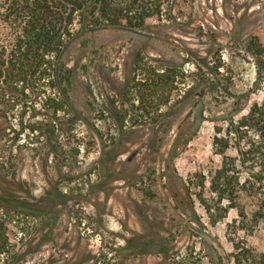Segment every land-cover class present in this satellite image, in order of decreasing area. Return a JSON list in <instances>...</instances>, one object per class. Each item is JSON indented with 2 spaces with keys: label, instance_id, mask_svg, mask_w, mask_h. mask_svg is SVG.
Wrapping results in <instances>:
<instances>
[{
  "label": "rangeland",
  "instance_id": "1",
  "mask_svg": "<svg viewBox=\"0 0 264 264\" xmlns=\"http://www.w3.org/2000/svg\"><path fill=\"white\" fill-rule=\"evenodd\" d=\"M165 2L145 27L77 20L24 95L0 89V215L11 236L0 264H211L212 245L235 251L231 237L264 250V223L247 234L235 209L214 222L200 198L210 203L222 160L215 119L242 96V114L264 101V0ZM1 12L3 45L16 28ZM197 72L216 83L195 89ZM179 136L187 144L175 152Z\"/></svg>",
  "mask_w": 264,
  "mask_h": 264
},
{
  "label": "trees",
  "instance_id": "2",
  "mask_svg": "<svg viewBox=\"0 0 264 264\" xmlns=\"http://www.w3.org/2000/svg\"><path fill=\"white\" fill-rule=\"evenodd\" d=\"M165 1L1 0V18L16 31L9 44L0 45V89L9 88L24 95L28 80L37 72L53 66L50 57L62 55L67 41L74 34L73 25L77 20L82 27L90 29L126 25L145 27L149 20L160 19L167 11ZM259 53V82L264 84V50ZM61 70V79L64 80L65 76L70 83L71 70L65 64ZM169 75L168 69L159 72L157 77L167 83ZM193 77L194 88L206 92L207 81L211 80L198 72ZM57 83L62 84L60 80ZM215 83L211 81V85ZM245 97L242 105L225 111L227 116L215 119L214 153L222 160L219 167L210 171V203L204 194H200V198L212 217L213 209H217L214 222L226 218L231 209L237 210L240 221H235L234 226L239 223L238 228L250 234L264 223V101L253 104L247 113L242 114L249 101L247 96L242 99ZM50 101L56 111L63 107L56 99ZM180 144L186 145L187 142L181 141L179 136L173 151L177 152ZM225 202L228 204L223 206ZM3 216L0 215V260L8 251L11 238L9 224ZM230 240L235 248L231 254L220 247L221 255L214 245L210 247L207 255L211 264H264V250L250 245L245 239L231 237Z\"/></svg>",
  "mask_w": 264,
  "mask_h": 264
}]
</instances>
